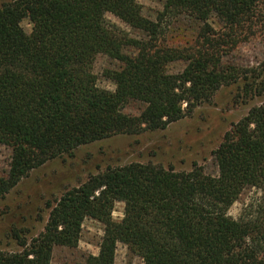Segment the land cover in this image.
Segmentation results:
<instances>
[{
	"label": "trees",
	"instance_id": "1",
	"mask_svg": "<svg viewBox=\"0 0 264 264\" xmlns=\"http://www.w3.org/2000/svg\"><path fill=\"white\" fill-rule=\"evenodd\" d=\"M112 15L146 38L112 25ZM181 18L198 24L188 46H163ZM28 22L31 33L23 28ZM218 25L219 28L214 27ZM264 37V0H165L155 20L139 0H14L0 9V148L12 150L0 176V201L48 162L117 136L165 131L239 85L246 103L264 96V61L224 67L253 38ZM98 56L122 65L106 70L114 92L98 87ZM184 64L183 72L169 67ZM133 102L138 117L124 113ZM217 176L194 164L177 172L154 163L108 167L48 203V222L31 242L13 229L21 248L0 264H52L58 247L78 248L87 219L104 225L98 256L86 264H116L119 245L144 264H264V104L224 135L212 153ZM259 196L238 219L229 210L244 192ZM125 205L121 222L113 219Z\"/></svg>",
	"mask_w": 264,
	"mask_h": 264
},
{
	"label": "rangeland",
	"instance_id": "2",
	"mask_svg": "<svg viewBox=\"0 0 264 264\" xmlns=\"http://www.w3.org/2000/svg\"><path fill=\"white\" fill-rule=\"evenodd\" d=\"M14 0H0L3 5ZM143 14L155 20L163 11L165 0H139ZM108 21L132 38L144 39L139 33L112 15ZM198 24L186 18L175 21L161 39L163 46H188L198 33ZM216 29L218 25L214 24ZM27 33L32 27L23 23ZM264 61V37L253 38L241 45L230 57L224 60V67L251 69ZM122 65L98 56L93 64V72L98 77V87L104 91L114 92L115 86L104 78L106 70H119ZM184 64L169 67L171 74H179ZM239 85L222 88L212 103L201 106L191 118L171 125L165 131L143 132L139 135L117 136L105 141L81 147L73 156L48 162L40 169L33 171L30 177L20 183L5 200L0 201V252L16 253L21 248L12 237L13 229L20 232L22 238L31 242L44 232L50 211L48 203H54L68 190L79 187L90 176L105 171L108 167H122L133 163H154L165 168H174L177 172H190L196 163L203 167L206 174L218 175V168L212 153L221 144L224 135L232 126L242 120L249 111L264 104V96L248 102L238 100ZM145 106L133 102L124 110L131 117H138ZM12 162V150L0 148V176H6ZM259 196L255 189L244 192L240 200L229 210L233 219H238L246 206ZM125 205L118 203L113 219L121 222L124 218ZM105 227L98 221L87 219L82 228L81 241L76 249L58 247L54 250L52 264H86L90 256H98L104 237ZM116 264H144L143 261L127 247L119 245Z\"/></svg>",
	"mask_w": 264,
	"mask_h": 264
}]
</instances>
